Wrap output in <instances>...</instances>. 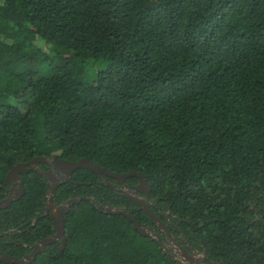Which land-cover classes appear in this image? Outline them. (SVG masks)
Here are the masks:
<instances>
[{"label":"trees","instance_id":"16d2710c","mask_svg":"<svg viewBox=\"0 0 264 264\" xmlns=\"http://www.w3.org/2000/svg\"><path fill=\"white\" fill-rule=\"evenodd\" d=\"M38 156L140 172L173 236L215 264H264V0H0V185ZM23 174L0 218L30 244L57 229L47 179ZM72 178L57 203L97 202L73 204L64 249L29 264H179L98 206L158 225L138 203L90 169Z\"/></svg>","mask_w":264,"mask_h":264},{"label":"water","instance_id":"95a60500","mask_svg":"<svg viewBox=\"0 0 264 264\" xmlns=\"http://www.w3.org/2000/svg\"><path fill=\"white\" fill-rule=\"evenodd\" d=\"M54 157H43V156H38L34 159H32L29 162H25V163H20L15 165L7 174L6 179L8 180V178L11 177V179H15L19 181V190L21 192V194H23L25 192V188L22 185L21 182V176L20 173L23 171H27L29 168H34L38 162H47L48 164L51 163L49 162L50 160L54 161ZM55 161H57L58 165L61 167V169L64 171V173H61V176L63 178H60V182L63 183L64 181H68L70 179V177L72 176V173L74 170L79 169V168H86V169H90L93 172H95L96 174H102L105 173L111 177H114L118 183H120L121 185L124 184V180L127 179L128 177H132L135 176L139 179V185L137 187V189L139 191H143L147 194V196L149 198H151L150 196V192H151V185L148 182L147 179H145L143 177V175L140 172L137 171H131L129 173H117V172H113L111 170H108L106 168L100 167L98 164L94 163L92 160L88 159V158H82L79 161H69V160H63V159H55ZM51 173H47L44 176L47 179H51L53 180L52 176L50 175ZM56 174H59V171L56 172ZM59 182V183H60ZM113 187V185H111ZM56 189L57 186H53L52 190H50L49 192V204L50 207L52 209L51 212V216L53 218V221L55 223L57 232L54 235H51L45 239H43L42 241H40L39 244H37L36 246H34V251L29 254L26 255L22 258L20 257H16V256H8V255H4L0 257V260L6 262V263H17V264H29L30 262H32L37 254L40 252V250L43 247H46L48 244L53 243L55 241H57L58 239H61L62 244H63V249L66 246V236H65V220H64V212H69L70 208L73 204L75 203H79L82 200H89L92 203H96V199L90 196H80V197H76V198H70L68 200H66L65 202H63L60 205H57L54 202V196L56 193ZM123 194L126 195L127 197H130L134 202L138 203L144 210L145 212L151 216L153 218V220L158 223L160 229L162 230V232L164 233V235L166 236V241L155 231L152 230V228L147 227L145 224H142L139 220L135 219L132 214L123 206L121 207H116L113 206L109 203H107L105 206H103L102 204L98 203V206L101 209H104L105 212L107 213H112V214H125L127 217H129L133 223H134V227L143 235H147V236H152L154 238H157L162 247L179 263V264H197L201 259L200 256H198L196 250H194L192 248V252L187 251L185 248H183L178 241L176 240V238L173 236V234L170 233L168 227L165 225V223L161 220V218L159 216H157L154 211L150 208L149 204L147 203V201L141 197L137 196V192H134L133 194H130L127 190H123ZM14 197L11 196V198L6 199L5 201H3L2 204H8L10 201L13 200ZM1 208V207H0ZM168 241V242H167ZM170 243V245L168 244ZM171 248H173L175 250L176 254H171ZM202 254V260L207 263V264H215L214 262L210 261L207 257L205 253H201ZM178 255V256H177ZM183 255V257H181Z\"/></svg>","mask_w":264,"mask_h":264},{"label":"flooded vegetation","instance_id":"af4514ba","mask_svg":"<svg viewBox=\"0 0 264 264\" xmlns=\"http://www.w3.org/2000/svg\"><path fill=\"white\" fill-rule=\"evenodd\" d=\"M51 157H54L55 159L69 160V159H64V158L58 157V156H51ZM55 159H54V161L50 160L49 162H51V163H49V164L47 162H38L37 165L34 168H29L27 171H23V172L20 173L21 182H22V185L24 186V188H25V177H24V174H23L24 172L33 173L34 175H36L38 173V174H41L43 176L45 174H47V173H51L50 175L52 176L53 180L47 179L44 176L47 179V183L49 185V190L47 192V198H46L47 200H45V203H46V211H45V213L46 214L49 211H50V214L52 212V209L51 208L49 209V207H50V204H49V199H50L49 192H50V190H52L53 186H55V187L57 186V189H58V188L61 187L62 184L66 183V182L73 181L72 177H74V175L77 172V169L74 170L73 173H72V176L70 177V179L68 181H64L63 183H61L59 180H60V178H63L62 177L63 175L61 176V173L62 172L64 173V171L57 164L58 162L55 161ZM79 160H76V161H79ZM69 161H75V160H69ZM57 171H59V174H56ZM97 175L99 177V183H102L104 185H109L110 187H112L111 185H113L112 188H114L117 191H121L122 193H123V190H127L130 194H133L134 192H137V196L145 199L147 201V203L149 204V206L153 205L154 200L152 198H149L145 192L139 191L137 189V187L139 185V182L135 183V184L127 183V179H128L127 178V179L124 180V184L121 185L120 183H118V181L116 179L115 180H111V179L105 178L104 175H107L105 173H102L100 175L97 174ZM107 176L111 178V176H109V175H107ZM58 177H60V178H58ZM19 189L20 188H19V181L18 180L11 179V177L8 178V180H7L6 177H5L4 182L0 185V207H1L0 208V214H1L3 209L11 207V203H13V201H15L17 199H20L24 195L25 192L23 194H21ZM57 189H56V191H57ZM11 196L14 197L12 201H10L8 204H2L3 201H5L8 198H11ZM150 196H151V192H150ZM55 197H56V193H55V196H54V202L57 205H60V204H62L63 202L66 201V200H64V201H62V203L61 202L57 203ZM104 201L107 202V199L105 198ZM99 204H102L103 206L106 205L105 203H102V201L99 202ZM69 212H64L63 214L69 213ZM4 220L5 219L0 218V257L4 256V255L12 256L11 255V245H14V244L27 246L30 249V251L22 253L20 258L31 254L34 251V246L39 244L40 241H42V239H34V241L31 242L30 244L24 243L23 240L12 239V236L15 233H22L23 231L18 229V228H11V227L8 228L9 224L7 222H5ZM36 223H37V219L35 218L34 221H33V226H35ZM156 225H148L147 227L152 228V230L155 231V232L159 231V232L163 233L162 230H160V228H158V225L157 226ZM28 231L31 233V235L34 233L30 229H28ZM174 236L177 238L178 243L183 248H185L187 251L192 252V248L194 250H196L192 245L189 244L188 240L186 238H184V236H182V235H178V236L174 235ZM57 241L61 242V239H58ZM168 244L170 245V243H168ZM62 247H63V244H62ZM46 248H47V246L43 247L40 251H42V250H44ZM171 250H173V253L171 251V254H176L175 250L173 248H171ZM196 252L200 253V254L202 253V252H200L198 250H196ZM181 257H183V255ZM0 261H2V260H0Z\"/></svg>","mask_w":264,"mask_h":264},{"label":"rangeland","instance_id":"374dc122","mask_svg":"<svg viewBox=\"0 0 264 264\" xmlns=\"http://www.w3.org/2000/svg\"><path fill=\"white\" fill-rule=\"evenodd\" d=\"M171 251H172V253H173V250H171ZM197 255H198V256H200V255L202 256V254H200V253H198ZM201 256H200V259H201V260H200L197 264H206L204 261H202L203 258H202Z\"/></svg>","mask_w":264,"mask_h":264}]
</instances>
